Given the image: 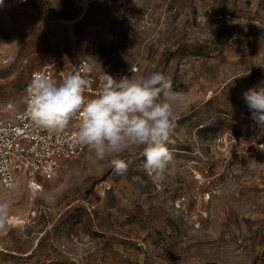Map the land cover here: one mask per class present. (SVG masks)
Wrapping results in <instances>:
<instances>
[{"label":"rangeland","instance_id":"obj_1","mask_svg":"<svg viewBox=\"0 0 264 264\" xmlns=\"http://www.w3.org/2000/svg\"><path fill=\"white\" fill-rule=\"evenodd\" d=\"M82 59L182 93L174 161L158 183L142 148L122 175L87 149L37 186L19 176L0 190V264H264V128L244 98L264 87V0H3L0 115Z\"/></svg>","mask_w":264,"mask_h":264},{"label":"clouds","instance_id":"obj_2","mask_svg":"<svg viewBox=\"0 0 264 264\" xmlns=\"http://www.w3.org/2000/svg\"><path fill=\"white\" fill-rule=\"evenodd\" d=\"M101 80L102 87L89 97L85 93L90 81L80 72L69 73L59 82L46 74H34L26 88V115L31 126L59 135L77 118L73 141L87 147L97 160L111 156L115 174H125L129 167L123 153L142 148L141 167L153 183L162 181L174 161L167 145L182 93L173 90L171 81L159 72L118 78L105 73ZM244 98L255 125L264 128V87L249 89ZM7 107L14 105L10 102ZM8 213V202L0 201V225Z\"/></svg>","mask_w":264,"mask_h":264},{"label":"built area","instance_id":"obj_3","mask_svg":"<svg viewBox=\"0 0 264 264\" xmlns=\"http://www.w3.org/2000/svg\"><path fill=\"white\" fill-rule=\"evenodd\" d=\"M137 70L135 65L129 72L120 73L111 63L98 68L91 60L82 59L69 70L56 71L47 66L35 74H46L59 82L69 73L80 72L90 81L85 94L93 97L102 87L101 77L105 73L118 78ZM78 123V119L73 118L59 135L33 128L26 115V103L11 118L0 115V190L15 185L21 175L28 178L31 186H37L42 180L59 176L67 159L85 154L88 148L73 141Z\"/></svg>","mask_w":264,"mask_h":264}]
</instances>
